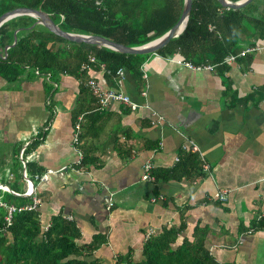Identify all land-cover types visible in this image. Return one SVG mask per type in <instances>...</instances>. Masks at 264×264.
Wrapping results in <instances>:
<instances>
[{"label": "crops", "instance_id": "0c3cea01", "mask_svg": "<svg viewBox=\"0 0 264 264\" xmlns=\"http://www.w3.org/2000/svg\"><path fill=\"white\" fill-rule=\"evenodd\" d=\"M180 58L151 53L141 83L125 69L112 76L94 65L83 78L30 69L12 80L0 76V199L11 193L13 203L27 204L35 197L43 228L60 214L79 227V243L103 237L91 256L102 264L141 260L148 230L181 222L178 243L198 224L207 228L205 242L218 263L264 264V229L256 227L264 216V49L210 69L188 68L177 63ZM88 76L141 106L111 102L85 113L79 147L71 139L74 109ZM81 149L95 161L78 166ZM186 151L208 171L141 178L144 163L168 169ZM47 169L54 172L39 180ZM217 190H226L225 201L212 198Z\"/></svg>", "mask_w": 264, "mask_h": 264}, {"label": "trees", "instance_id": "16d2710c", "mask_svg": "<svg viewBox=\"0 0 264 264\" xmlns=\"http://www.w3.org/2000/svg\"><path fill=\"white\" fill-rule=\"evenodd\" d=\"M95 1L0 0V15L18 6L41 8L66 31L96 34L127 46H137L167 31L178 20L183 5V0H99L98 5ZM255 1L231 9L222 7L217 0H192L184 30L156 53L165 57L178 54L197 66H224L227 64L224 58L238 54L244 43L264 41V6L263 11L254 13V6L261 0L254 4ZM34 21L29 15H20L0 26L3 46L12 43L14 29L22 30L16 43L7 50L6 58L0 56L1 77L16 79L23 70L30 69L36 75L67 74L83 78L88 70L81 71L80 67L88 62V55H93L96 62L92 65L98 67L103 63L104 70L112 76L118 68H123L140 83L143 81L141 68L150 54H128L94 44L70 42L41 25L30 27ZM242 56H236L235 61ZM80 94L74 111L76 121L78 116L82 117L81 124L85 113L102 110L97 108L96 99L84 82ZM91 101L94 106L88 108ZM117 150L123 155L130 152L119 147ZM80 152L78 166L95 161L82 149ZM152 174L155 181L204 173L196 154L186 151L171 168L153 169ZM2 200L15 206L25 203H13L15 197L11 193L5 194ZM6 213V207L0 204V264H102L91 256L104 238L97 235L87 243H79L81 234L74 220L58 214L43 228L36 209L13 212L10 223L5 220ZM256 227L264 229V216ZM184 229L183 222L163 227L145 239L141 260L120 257L116 264H220L206 245L207 228L196 224L191 237L184 235L178 243L177 238Z\"/></svg>", "mask_w": 264, "mask_h": 264}, {"label": "water", "instance_id": "95a60500", "mask_svg": "<svg viewBox=\"0 0 264 264\" xmlns=\"http://www.w3.org/2000/svg\"><path fill=\"white\" fill-rule=\"evenodd\" d=\"M218 3L225 8L239 9L249 4L253 0H217ZM192 6V0H183L182 11L178 20L163 34L159 37L154 38L144 44L137 46H127L106 37L96 35V34H84L77 32L66 31L60 27V25L52 19L51 15L41 8H30L24 6H18L13 9L7 10L0 15V26L11 18L20 15H29L35 19L30 27L36 25H41L48 31L54 33L55 35L68 40L70 42H83L87 44H94L98 46L107 47L118 52L128 53V54H151L156 53L158 49L165 46L171 39L177 37L184 30L187 20L190 14ZM20 29H16L13 33V42L8 44L3 49V54L0 55L2 58H6L7 50L9 47L13 46L17 41L16 32ZM30 192L34 190V184L30 180ZM28 193V192H27ZM29 194V193H28ZM30 195V194H29Z\"/></svg>", "mask_w": 264, "mask_h": 264}, {"label": "built area", "instance_id": "2783aa9c", "mask_svg": "<svg viewBox=\"0 0 264 264\" xmlns=\"http://www.w3.org/2000/svg\"><path fill=\"white\" fill-rule=\"evenodd\" d=\"M95 4H97V5L100 4V1L96 0ZM61 18H62V16H61ZM262 48L264 49V41L256 42L255 44L246 45L240 50V52L238 54L227 55L225 57L224 61L227 63L233 62L235 60L236 56L245 55L247 53H250V52L262 49ZM94 62H96V58L93 55H88V62L82 64L80 67V70L81 71H87V70L89 71L92 67V63H94ZM177 63H179V64L182 63L186 67L194 68V69L200 68V67L210 69L213 67V65H211V64L197 66V65H194L193 63H191L190 61L183 60L182 58L178 59ZM100 67L102 69H104L103 63L102 64L100 63ZM123 72H124L123 68H118L116 70V73L120 74V75L123 74ZM84 84L88 87L90 93L96 99L98 109L103 110L111 102H117L119 104L125 105L128 108H130L131 110H135L141 106L138 103L134 102L130 98L129 95H127L126 93H124L123 91H121L119 89L102 88L101 85L97 82V80L94 79L93 77L88 76L86 78V80H84ZM153 115H155V114H153ZM81 118H82L81 116H78L77 121L73 126V132H72V138L71 139H72V143L75 146L78 145L79 135L81 133V124H80ZM157 119H158L157 121H161V120H163V117L161 115H158ZM191 149L197 150L196 146H192V145H191ZM79 153H80V156H79V161H80L81 156H82L80 150H79ZM65 168H67V166H63L61 169H65ZM153 168H154V166H153L152 162L148 161V162L144 163L142 166L143 172H142L141 178L144 180L153 181L154 180V176L152 174ZM61 169H59V170H61ZM202 171H208V164L205 162L202 163ZM53 172H54V170L47 169L45 172H43L42 174H40L36 177L39 180L45 181L48 179L49 175ZM2 187H3V185L0 184V188H2ZM29 194L32 195L33 191L32 192L29 191ZM212 198L215 200L225 201L227 199V192H226V190H217L216 192L213 193ZM38 203H39V199H37L35 197H33V200L30 203L23 204L20 206H15L13 204H7L0 199V204L3 205L4 207H6V209H7V213L5 216V220L7 223H10L11 216H12L13 212L20 211V210L35 209L37 207ZM111 204L112 203H109V205H111ZM153 233L154 232L152 229L148 230V232L146 233V238L149 237Z\"/></svg>", "mask_w": 264, "mask_h": 264}, {"label": "clouds", "instance_id": "9594fccd", "mask_svg": "<svg viewBox=\"0 0 264 264\" xmlns=\"http://www.w3.org/2000/svg\"><path fill=\"white\" fill-rule=\"evenodd\" d=\"M256 42H258V41H256ZM260 42V41H259ZM247 44H243V46H242V48L244 47V46H246V45H250V44H255V42H246ZM241 48V49H242ZM263 49V48H262ZM259 50H261V49H259ZM257 51V50H256ZM253 52H255V51H253ZM253 52H250V53H253ZM248 54V53H247ZM244 56V55H243ZM225 59V58H224ZM235 61V60H234ZM225 62V61H224ZM227 63V62H226Z\"/></svg>", "mask_w": 264, "mask_h": 264}, {"label": "rangeland", "instance_id": "374dc122", "mask_svg": "<svg viewBox=\"0 0 264 264\" xmlns=\"http://www.w3.org/2000/svg\"><path fill=\"white\" fill-rule=\"evenodd\" d=\"M258 2H260V0H256L254 4H256V3H258Z\"/></svg>", "mask_w": 264, "mask_h": 264}]
</instances>
